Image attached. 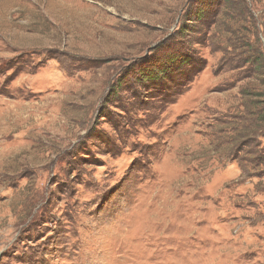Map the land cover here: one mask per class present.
<instances>
[{
  "label": "rangeland",
  "instance_id": "obj_1",
  "mask_svg": "<svg viewBox=\"0 0 264 264\" xmlns=\"http://www.w3.org/2000/svg\"><path fill=\"white\" fill-rule=\"evenodd\" d=\"M0 264H264V0H0Z\"/></svg>",
  "mask_w": 264,
  "mask_h": 264
}]
</instances>
